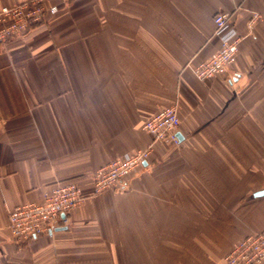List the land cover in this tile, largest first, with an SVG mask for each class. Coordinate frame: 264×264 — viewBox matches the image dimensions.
<instances>
[{"label": "crops", "instance_id": "crops-1", "mask_svg": "<svg viewBox=\"0 0 264 264\" xmlns=\"http://www.w3.org/2000/svg\"><path fill=\"white\" fill-rule=\"evenodd\" d=\"M16 0H0V8ZM56 14L0 47V264H224L264 228V0H53ZM240 41L224 73L191 66ZM180 143L142 125L165 107ZM152 146L125 185L96 169ZM56 181L85 200L69 223L18 244L9 211Z\"/></svg>", "mask_w": 264, "mask_h": 264}, {"label": "built area", "instance_id": "built-area-1", "mask_svg": "<svg viewBox=\"0 0 264 264\" xmlns=\"http://www.w3.org/2000/svg\"><path fill=\"white\" fill-rule=\"evenodd\" d=\"M53 0H16L0 8V47L9 41L27 36L38 25L56 14L59 5ZM67 2L68 0H61ZM215 35L219 47L211 56L190 68L199 79L224 73L234 63L240 36L231 20V13L218 11L214 15ZM2 119L0 117V124ZM180 117L175 105L165 107L144 121L142 128L154 140L180 143ZM152 146L127 153L100 167L93 174L94 193L125 185L151 156ZM85 200L81 188L73 181H56L49 185L41 202L16 205L9 211L8 228L12 239L22 244L43 234L67 226L70 212ZM224 264H264V228L242 238L225 256Z\"/></svg>", "mask_w": 264, "mask_h": 264}, {"label": "water", "instance_id": "water-1", "mask_svg": "<svg viewBox=\"0 0 264 264\" xmlns=\"http://www.w3.org/2000/svg\"><path fill=\"white\" fill-rule=\"evenodd\" d=\"M178 135H179V133H178ZM259 194H264V191L263 192H260Z\"/></svg>", "mask_w": 264, "mask_h": 264}]
</instances>
